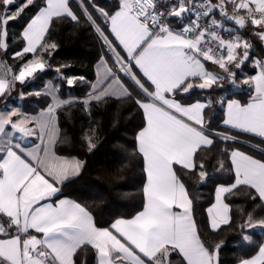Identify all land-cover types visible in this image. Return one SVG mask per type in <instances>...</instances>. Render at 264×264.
<instances>
[{"label": "snow or ice", "instance_id": "snow-or-ice-1", "mask_svg": "<svg viewBox=\"0 0 264 264\" xmlns=\"http://www.w3.org/2000/svg\"><path fill=\"white\" fill-rule=\"evenodd\" d=\"M257 40L264 0H0V264H264ZM105 116L117 163L66 190Z\"/></svg>", "mask_w": 264, "mask_h": 264}, {"label": "trees", "instance_id": "trees-1", "mask_svg": "<svg viewBox=\"0 0 264 264\" xmlns=\"http://www.w3.org/2000/svg\"><path fill=\"white\" fill-rule=\"evenodd\" d=\"M93 41L87 33H81L79 35H69L67 30L63 33L62 47L58 49L60 55L67 57H76L79 58L84 63H88L94 56V46ZM257 50H259L262 45L257 40L255 41ZM40 82L38 81L37 84ZM67 88V86H65ZM239 95L243 96L245 93L243 90L240 91ZM13 103L17 102L15 99L12 100ZM20 103L23 106L31 110L33 105L29 101H21ZM122 135V130L113 131L109 127V122L107 116H105L103 130L101 135V147L95 153V155L88 158V168L85 170L84 174L80 177L79 180L73 185H69L68 191L76 190L79 192L87 191L90 184L94 182L103 183V177L101 175V170L104 168H112L117 161L112 160L110 157L113 154H119L120 148L117 138ZM139 176V168H135L130 171L126 176V181L128 183H135L136 178ZM123 182V181H122ZM138 185L136 187L128 188L126 191L129 194L128 199L124 200L123 203L126 207L120 209V211H127L128 207L134 203L139 202V192ZM211 185H207L201 189L203 199L207 200L209 198V191ZM230 241L234 239L233 237L229 238ZM237 248L229 243V247L225 250L226 253H231L236 251Z\"/></svg>", "mask_w": 264, "mask_h": 264}, {"label": "water", "instance_id": "water-1", "mask_svg": "<svg viewBox=\"0 0 264 264\" xmlns=\"http://www.w3.org/2000/svg\"><path fill=\"white\" fill-rule=\"evenodd\" d=\"M262 47H264V45H262Z\"/></svg>", "mask_w": 264, "mask_h": 264}]
</instances>
